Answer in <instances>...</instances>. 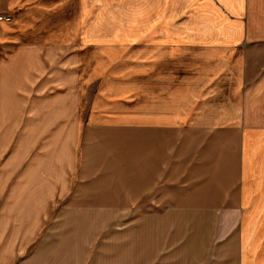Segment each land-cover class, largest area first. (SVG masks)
<instances>
[{
    "label": "crops",
    "instance_id": "0c3cea01",
    "mask_svg": "<svg viewBox=\"0 0 264 264\" xmlns=\"http://www.w3.org/2000/svg\"><path fill=\"white\" fill-rule=\"evenodd\" d=\"M170 2L128 107L89 93L69 3L0 0V264H264V0H184L182 24Z\"/></svg>",
    "mask_w": 264,
    "mask_h": 264
},
{
    "label": "rangeland",
    "instance_id": "374dc122",
    "mask_svg": "<svg viewBox=\"0 0 264 264\" xmlns=\"http://www.w3.org/2000/svg\"><path fill=\"white\" fill-rule=\"evenodd\" d=\"M62 1L69 3L64 18L73 20L68 25L71 27L72 24L71 28L78 31L75 36L79 46L85 45L84 49L81 48L83 50L80 55L83 82L94 85V89H96L95 91L88 90L89 93H103L102 84H105L110 92L122 96L117 98L125 100L128 107L133 106L135 102V70L138 67L137 63H141L136 54V52L139 53L138 50H141L138 45L143 39L149 38L152 34L153 5H158V2L161 3L160 14L164 17L168 16L170 6H162L166 0ZM183 1L171 0L170 2L173 6L170 14L173 19L178 21L177 24H182L185 19L193 15L189 2L187 3V9H178L185 5ZM73 3L80 6V11L76 12L72 9L74 5L71 4ZM88 31L93 33H88ZM136 34H138L137 37ZM121 38L127 39L122 41ZM258 59L260 70L256 72V76L249 78L246 84V111L252 117L258 116L264 120V52L259 55ZM251 64L253 65V61H251ZM98 94L95 96L97 97ZM86 105L83 99V106ZM82 109L83 114L84 111L87 114L86 119L89 120L90 118L91 122H98V117L91 114L89 109L86 107ZM126 130L135 129L127 128ZM76 188L77 186L72 188L71 195L75 194L74 190ZM71 198H65L64 200L68 199L67 202H59V210L68 208ZM127 211L128 216H134V202L129 204ZM103 221L110 222L111 220ZM126 221L130 223L131 219H114L112 220V226L124 225Z\"/></svg>",
    "mask_w": 264,
    "mask_h": 264
},
{
    "label": "built area",
    "instance_id": "2783aa9c",
    "mask_svg": "<svg viewBox=\"0 0 264 264\" xmlns=\"http://www.w3.org/2000/svg\"><path fill=\"white\" fill-rule=\"evenodd\" d=\"M8 19L9 18V15H6V14H0V19Z\"/></svg>",
    "mask_w": 264,
    "mask_h": 264
}]
</instances>
